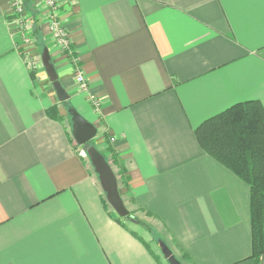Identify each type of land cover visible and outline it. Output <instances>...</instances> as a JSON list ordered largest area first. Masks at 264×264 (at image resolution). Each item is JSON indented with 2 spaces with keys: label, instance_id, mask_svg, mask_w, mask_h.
<instances>
[{
  "label": "crops",
  "instance_id": "obj_1",
  "mask_svg": "<svg viewBox=\"0 0 264 264\" xmlns=\"http://www.w3.org/2000/svg\"><path fill=\"white\" fill-rule=\"evenodd\" d=\"M70 1L61 21L99 113L41 5L27 47L0 0V264H165L136 225L181 264H264V252L252 257L248 184L194 131L236 103L264 109V0ZM44 49L63 101L25 61ZM68 109L96 128L90 141L140 223L107 202Z\"/></svg>",
  "mask_w": 264,
  "mask_h": 264
},
{
  "label": "trees",
  "instance_id": "obj_2",
  "mask_svg": "<svg viewBox=\"0 0 264 264\" xmlns=\"http://www.w3.org/2000/svg\"><path fill=\"white\" fill-rule=\"evenodd\" d=\"M23 1L28 22L34 20L30 27L35 36L38 32L35 8L29 0ZM194 131L201 149L249 186L252 257L257 261L264 252V109L257 101L236 103L206 119Z\"/></svg>",
  "mask_w": 264,
  "mask_h": 264
},
{
  "label": "water",
  "instance_id": "obj_3",
  "mask_svg": "<svg viewBox=\"0 0 264 264\" xmlns=\"http://www.w3.org/2000/svg\"><path fill=\"white\" fill-rule=\"evenodd\" d=\"M50 55L47 49H44L40 61L44 67V70L52 86L57 94L59 100H65L67 95L59 85L57 74L55 73V67L51 62ZM68 113L71 116L73 123V137L77 144L84 145L87 144L96 133V128L90 122H87L76 110L68 109ZM88 158L94 169V172L97 174L100 186L105 193V197L110 206L114 209L113 211L119 217L125 218L126 220L135 223L136 220L129 215V211L126 210L122 198H120V193L118 191L117 179L115 174L112 172V168L109 164V161L105 160V157L100 153L96 148L90 146L87 148ZM158 247L161 249L164 259L168 264H181V262L176 259L171 250L166 247L167 245L162 241L158 240Z\"/></svg>",
  "mask_w": 264,
  "mask_h": 264
},
{
  "label": "built area",
  "instance_id": "obj_4",
  "mask_svg": "<svg viewBox=\"0 0 264 264\" xmlns=\"http://www.w3.org/2000/svg\"><path fill=\"white\" fill-rule=\"evenodd\" d=\"M33 3V6L35 5H41V10L43 11L45 15V22H47L49 29H50V35L54 42L55 47L58 49L59 56H65L68 57V59L72 62L73 68L75 69L74 77L76 82L78 83L81 90H83L86 93V97L88 98L89 102L91 103L94 112L99 113L100 103L99 100L94 97L91 93L87 91L86 84H85V77L83 75V72H81V69L78 65L77 57L73 54V51L70 47V39L69 35L67 34V30L64 29V26L61 21L60 17V8H61V2L64 6H70L71 1L70 0H31ZM13 14L16 17V23L18 24L19 31L21 33L23 44L27 47H31L35 44L36 40L34 35H32V32L29 31L30 26L28 25V15L27 10H25V4L23 0H10ZM35 4V5H34ZM31 30V29H30ZM25 61L32 69L33 71H36L38 69V65L34 59L28 55V53L25 54ZM92 109V110H93ZM111 141H113V138H110Z\"/></svg>",
  "mask_w": 264,
  "mask_h": 264
},
{
  "label": "rangeland",
  "instance_id": "obj_5",
  "mask_svg": "<svg viewBox=\"0 0 264 264\" xmlns=\"http://www.w3.org/2000/svg\"><path fill=\"white\" fill-rule=\"evenodd\" d=\"M31 26V25H30ZM39 60V59H38ZM38 66H39V69H40V73L42 72H44V70H43V65L41 64V61H38ZM74 69V68H73ZM75 70V69H74ZM44 75H45V73H44ZM45 79L47 80V77L45 76ZM74 144H75V146L77 147V144L75 143V140H74ZM90 146H93V147H95V142H93V141H90L89 143H87V144H84V145H78V151L80 152V153H82L83 155H85V157L87 158V161L89 160V158H88V154H87V148L88 147H90ZM97 149V148H96ZM93 168V167H92ZM105 194V193H104ZM116 213V212H115ZM117 215V214H116ZM130 216L132 217V218H135V215L133 214V213H130ZM117 217H119L118 215H117ZM122 218V217H121ZM123 219V221H124V218H122ZM127 221H129V220H127ZM133 226V225H132ZM136 227V230H138V231H140L141 233H142V235H144L146 238H147V240H148V242H149V244H150V247L155 251V252H157L159 255H160V257L162 258V260H164V262H165V264H168V262L164 259V257H163V254H162V252L160 251V249L157 247V242H158V239L160 238L159 237V235H156L155 233H152V232H150V234L148 233L149 231L148 230H145L144 229V227L143 226H135Z\"/></svg>",
  "mask_w": 264,
  "mask_h": 264
},
{
  "label": "flooded vegetation",
  "instance_id": "obj_6",
  "mask_svg": "<svg viewBox=\"0 0 264 264\" xmlns=\"http://www.w3.org/2000/svg\"><path fill=\"white\" fill-rule=\"evenodd\" d=\"M157 247H158V245H157ZM159 248V247H158ZM160 249V248H159ZM160 251H161V249H160Z\"/></svg>",
  "mask_w": 264,
  "mask_h": 264
}]
</instances>
